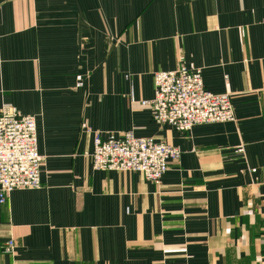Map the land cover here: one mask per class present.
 <instances>
[{
    "label": "crops",
    "instance_id": "0c3cea01",
    "mask_svg": "<svg viewBox=\"0 0 264 264\" xmlns=\"http://www.w3.org/2000/svg\"><path fill=\"white\" fill-rule=\"evenodd\" d=\"M181 65L233 121H154V75ZM0 78L44 157L0 203V264H264V0H0ZM95 132L181 156L160 183L96 170Z\"/></svg>",
    "mask_w": 264,
    "mask_h": 264
},
{
    "label": "built area",
    "instance_id": "2783aa9c",
    "mask_svg": "<svg viewBox=\"0 0 264 264\" xmlns=\"http://www.w3.org/2000/svg\"><path fill=\"white\" fill-rule=\"evenodd\" d=\"M154 84V99L142 105L152 109L157 124L186 133L197 125L226 123L235 118L231 96L208 91L202 71L195 65L159 71L154 75ZM90 156L96 170L141 173L147 181L160 183L169 163L179 160L181 152L166 142L136 138L132 132L121 139H103L95 132ZM43 162L36 117L4 107L0 113V203L6 204L13 191L39 189ZM5 251L14 253V239Z\"/></svg>",
    "mask_w": 264,
    "mask_h": 264
}]
</instances>
